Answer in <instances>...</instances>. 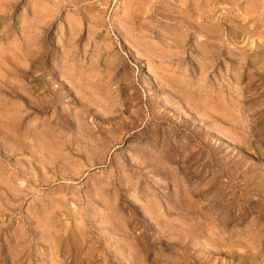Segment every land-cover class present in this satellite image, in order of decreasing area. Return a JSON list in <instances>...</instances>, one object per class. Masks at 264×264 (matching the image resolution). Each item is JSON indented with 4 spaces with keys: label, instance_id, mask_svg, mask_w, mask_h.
Returning <instances> with one entry per match:
<instances>
[{
    "label": "rangeland",
    "instance_id": "obj_1",
    "mask_svg": "<svg viewBox=\"0 0 264 264\" xmlns=\"http://www.w3.org/2000/svg\"><path fill=\"white\" fill-rule=\"evenodd\" d=\"M0 264H264V0H0Z\"/></svg>",
    "mask_w": 264,
    "mask_h": 264
}]
</instances>
